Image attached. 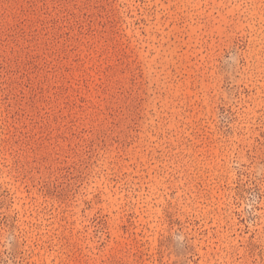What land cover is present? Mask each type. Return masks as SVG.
<instances>
[{"label": "rangeland", "instance_id": "1", "mask_svg": "<svg viewBox=\"0 0 264 264\" xmlns=\"http://www.w3.org/2000/svg\"><path fill=\"white\" fill-rule=\"evenodd\" d=\"M0 264H264V0H0Z\"/></svg>", "mask_w": 264, "mask_h": 264}]
</instances>
